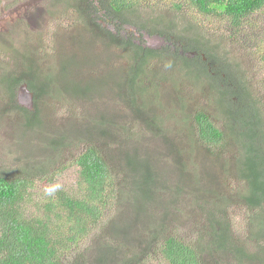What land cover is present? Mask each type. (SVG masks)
<instances>
[{"label": "trees", "instance_id": "obj_1", "mask_svg": "<svg viewBox=\"0 0 264 264\" xmlns=\"http://www.w3.org/2000/svg\"><path fill=\"white\" fill-rule=\"evenodd\" d=\"M164 2L169 8L219 18L234 33L244 31L264 11V0H74L85 31L99 39L104 35L108 48L114 46L129 54V70L119 83L120 99L130 117L142 124L139 129L147 131L150 140L144 144L113 116L102 114L85 121L72 114L59 118L54 104H67L70 109L69 104L101 98L95 84H77L71 79L85 60L65 58L47 67L33 52L22 53L21 58L16 55L18 67L0 77V125L6 119L14 130L11 137L22 142L13 166L0 167V264H147L152 257L165 264H264V116L238 79L240 75L217 47H209L199 31L192 29L190 36L180 39L187 40L183 47L172 44L173 33L166 31L168 37L162 32L160 37L169 45L160 48L146 46L136 32L123 34L136 26L130 22L133 8H154ZM102 14L118 18L119 31L104 29ZM72 37L77 43L81 40L79 32ZM5 55L0 52V58ZM158 61L178 67L188 84L207 79L213 90L221 78L238 84L237 90L221 89L216 98L218 111L227 122L224 128L219 129L203 111L192 121L197 140L206 147L231 150V176L243 187L236 200L217 192L216 183L200 192L202 181L195 160L185 159L174 141L170 142L173 133L153 109L152 98L158 94L150 85L154 80H166L151 66ZM112 76L108 72L100 82L109 83ZM21 87L32 95L31 108L19 104ZM182 114L179 124L189 125ZM149 141L162 142L167 150L152 153ZM137 144H141L135 147L139 154L132 148ZM166 153L173 155L170 163H163ZM67 156L69 165L57 167ZM68 168L74 172L75 189L47 194L45 188L41 196L46 200L36 207L44 205L41 210L46 212L36 215L30 207H35L31 195L38 183L51 186ZM187 176L198 184L194 192H186L183 183ZM186 200L189 208H197L203 216L192 240L170 232L178 222L172 212ZM237 204L250 213L245 240L235 237L229 218V207ZM110 212L115 217L103 224ZM97 232L101 235L96 236ZM83 239L89 244L84 253L63 260ZM249 244L254 252L249 251Z\"/></svg>", "mask_w": 264, "mask_h": 264}, {"label": "rangeland", "instance_id": "obj_2", "mask_svg": "<svg viewBox=\"0 0 264 264\" xmlns=\"http://www.w3.org/2000/svg\"><path fill=\"white\" fill-rule=\"evenodd\" d=\"M31 1L15 0L13 4L9 5L12 8L16 7L13 10L15 12L12 19L13 21L17 20H15L14 25L8 21V33L0 34V52L1 55L6 54L0 58V77L18 67L16 55L21 58L22 53H35L43 62V65L47 67L54 66L57 60L61 61L65 58L74 57L77 61L83 59L85 65L81 69L78 66L75 69L77 73L72 75L71 79L77 84H95L96 91L101 92V98L100 100L95 98L90 101L69 104L70 109H68L67 104L62 107L54 104L53 109H58L59 118H66L72 114L74 117L77 116L75 118L78 121H85L94 117L98 118L102 114L113 116L114 120L126 129V132H129L132 136L133 134L136 135L139 143L144 144L149 139L147 131L145 128L143 130L139 129L142 124L130 117L127 111L128 108L124 107L120 99V86L126 78V72L129 70L130 63L127 59L129 54L114 46L108 48L104 35L99 36L101 38L99 39L92 31H85L82 17L77 15L73 7L74 0H37L32 5ZM2 3L3 0H0V7ZM20 5L23 7H20ZM137 8H133L135 12L130 14V22L136 26L129 27L131 28L130 31L124 28L123 34L129 35L127 32H136L137 37L143 40L146 46L160 48L165 46L163 42L165 39L160 37L162 32L173 33L175 36L171 35L173 38L172 44L183 47L186 46L187 40L181 42L180 39H186L190 36L192 29L195 32L199 31L200 36L204 38L209 47H217L221 55L240 75L238 79L243 80L247 92L255 100L261 114L264 116V11L253 18L244 31L234 33L230 26L227 23H222L219 18H206L192 9L180 11L176 8H169L166 2L154 8L144 6ZM157 15H160L162 21L158 20L160 17ZM155 19L158 22H153ZM114 20L119 22L118 18H114ZM2 21L4 23V19ZM103 27L104 29L119 31L116 28V23H108L107 26L104 24ZM3 29H0V32H5ZM76 32L81 35V40H78L79 43L75 42L72 37ZM17 41L23 42V44L18 46L14 43ZM165 42L167 41L165 40ZM10 45L11 47L15 45V48L9 49ZM151 66L156 72L158 71L159 78L166 79L164 82H161L160 79L154 80L150 85L151 88L153 86L157 88L158 95L152 98V102H154L153 109L156 111L155 115L160 113L163 116L166 128L171 130V135L173 133L174 140L170 139V142L174 141L172 144L179 147L178 151L182 153V156L185 159L193 158L195 160L196 169H198V175L201 178L200 181H202V183L200 182L199 191H209L210 185L216 183L213 186L217 192L236 200L237 196L243 193V187L242 183L237 185L233 175L231 176L234 169L231 167L233 165L231 150L225 147L220 150L214 147H206L197 140L198 137L194 128L192 130V127H194L192 121L197 113L203 111L219 129L224 128L227 122L224 121L218 111V100L216 98L220 95L221 89L226 90V87H228L237 90L235 87L238 84L221 78L217 83V88L213 90L207 79H203L202 83L197 81L199 83L188 84L186 79L181 78L182 74L178 72V67H174V64L172 65L170 61L153 62ZM108 72L110 76L113 75L110 78L111 81L106 84L101 83L102 76ZM146 87L147 84L144 85V89ZM234 98L237 100V97L234 96ZM235 99H232V101H236ZM18 101L23 107H32V95L25 87L20 88ZM158 105L161 109H158ZM180 112L183 113L182 118L188 121L189 125L179 124ZM52 120L54 121L55 118L53 117ZM9 125L10 123L8 124L6 119L4 125H0V167L13 166L12 159L18 155V153L15 154L16 148L22 144V142L18 143L11 137L14 130ZM124 135L128 139L126 133ZM141 144H137L132 148ZM148 144H150L151 152L155 154L158 150H167L162 142L156 144L149 141ZM106 154L111 158L108 152ZM117 157L121 161L120 152L117 153ZM69 158L67 156L59 161L57 167L66 163ZM172 159L173 155L166 153L163 157V163H170ZM66 165L68 166L69 163L67 162ZM69 168L57 179L53 184L54 186L38 183L37 190L33 194L35 196L31 195L35 207L46 200L41 196L45 192V188L47 190L50 187L54 191L58 189L73 191L75 189V175L73 170ZM170 179H173V176ZM183 184L186 187V192L196 190V182L189 177ZM205 199H208V197L206 196ZM42 206L44 205L36 208L30 207V209L36 215H44L46 211L41 210ZM228 211L235 237L245 240L248 236L250 213L240 204L229 207ZM172 215L178 219V222L172 224L170 232H177L180 235L179 237L183 239H195L197 228L203 222L200 211L195 207L189 208L186 200L172 212ZM114 217V212H110L103 224L108 223ZM98 233L95 235H101V233ZM87 243V240H81L77 247L66 254L63 260H69L71 255L75 257L81 252L84 253L85 248L89 245ZM248 246L250 247L249 251H255L254 246L250 244ZM224 261L226 263L229 260L224 259ZM147 264L165 263L152 257L147 261Z\"/></svg>", "mask_w": 264, "mask_h": 264}, {"label": "flooded vegetation", "instance_id": "obj_3", "mask_svg": "<svg viewBox=\"0 0 264 264\" xmlns=\"http://www.w3.org/2000/svg\"><path fill=\"white\" fill-rule=\"evenodd\" d=\"M14 2H15V0H13V1L3 0V3L0 7V29L4 28L3 30H5V32H0V34L8 33V21H10V23L14 25L15 20H17V19H15L13 21V19H12L14 17L13 13L15 12L13 10L16 7L12 8L11 6H9V5L13 4ZM8 7H11V8H8ZM20 7H23V6L20 5ZM101 16H102L101 17L102 21L101 20L100 21L103 22V24H105V25H108V23H116V24L118 23L116 20H114V19L112 20V18H110L109 16H105L103 14ZM3 19H4V23L2 21ZM125 28H127V27H125ZM163 42L165 43V45H169V43L165 42V40H163Z\"/></svg>", "mask_w": 264, "mask_h": 264}, {"label": "clouds", "instance_id": "obj_4", "mask_svg": "<svg viewBox=\"0 0 264 264\" xmlns=\"http://www.w3.org/2000/svg\"><path fill=\"white\" fill-rule=\"evenodd\" d=\"M46 191H47V194H51L52 193V189H48Z\"/></svg>", "mask_w": 264, "mask_h": 264}, {"label": "water", "instance_id": "obj_5", "mask_svg": "<svg viewBox=\"0 0 264 264\" xmlns=\"http://www.w3.org/2000/svg\"><path fill=\"white\" fill-rule=\"evenodd\" d=\"M36 1H37V0H32V1H31V2H32L31 5L34 4V3H36Z\"/></svg>", "mask_w": 264, "mask_h": 264}]
</instances>
